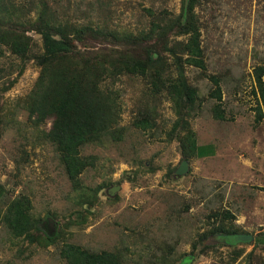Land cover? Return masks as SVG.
<instances>
[{
	"label": "rangeland",
	"instance_id": "obj_1",
	"mask_svg": "<svg viewBox=\"0 0 264 264\" xmlns=\"http://www.w3.org/2000/svg\"><path fill=\"white\" fill-rule=\"evenodd\" d=\"M27 1L17 0L20 5ZM49 1L60 16L79 26L120 35L139 34L149 26L151 17L146 8L173 14L182 8V0ZM197 12L207 72L187 68L202 96L199 114L191 122L198 143L210 144L204 152L214 149L215 154L188 160L190 167L184 175L175 176L183 158L179 141L168 136L177 118L169 99L157 101L158 126L154 130L142 131L131 124L147 88L140 76L125 75L114 84L122 93L125 139L108 145L89 144L83 149V154L97 156L95 166L81 176L84 190L93 193L105 186L93 204H80V194L74 190L54 145L42 138L51 122L38 129L32 127L23 108L6 113L0 138L4 200L20 193L29 195L35 216L47 218L57 232L67 229L60 246L67 241L92 251L117 250L130 264H149L164 255L169 264H248L247 254L255 241L235 243L246 251L229 263L230 246L218 236L202 239L200 234L209 227L208 215L217 209H230L236 215L234 222L248 233L258 236L264 231V120L255 124L252 92L254 67L264 62V0H199ZM27 31L40 49V34ZM85 42L94 48L118 46L114 40L90 35L85 36ZM0 69V103L12 110L32 90L39 68L32 55L21 59L3 47ZM208 73L223 79L230 120L213 115L216 100L209 96L212 83ZM8 78L17 81L4 91ZM110 181L113 185H107ZM117 185L121 187L111 197L108 190ZM193 244H197L196 249ZM210 244L214 245L207 249ZM259 261H264V250L257 248L254 264ZM0 264L67 263L59 256L58 247L44 249L16 238L0 222Z\"/></svg>",
	"mask_w": 264,
	"mask_h": 264
},
{
	"label": "trees",
	"instance_id": "obj_2",
	"mask_svg": "<svg viewBox=\"0 0 264 264\" xmlns=\"http://www.w3.org/2000/svg\"><path fill=\"white\" fill-rule=\"evenodd\" d=\"M28 1L20 5L17 0H0V54L5 47L21 59L32 55L39 68L32 90L21 98L17 107L5 109L0 103V138L8 111L14 113L15 109L23 108L32 127L38 129L51 122V127L44 129L41 136L54 145L74 190L80 194V204L97 202L99 189L105 187L93 193L84 190L81 176L86 169L95 166L97 156L83 154V149L89 144L120 143L127 133V127L121 124L122 93L114 86L122 76H140L146 81L145 97L134 111L132 126L142 131L154 130L158 126L157 101L166 97L177 116L168 136L179 141L182 158L190 160L215 154L214 149L204 152L203 148L210 144L198 143L191 122L199 114L202 96L199 86L190 80L187 68L207 72L202 23L197 12L199 0H182L178 14L156 13L146 8L151 17L149 26L139 34L124 35L79 26L60 16L49 0ZM29 29L40 34V49L28 34ZM86 35L114 40L118 46H87ZM22 73L23 69L19 75ZM206 75L212 83L209 96L216 100L212 107L214 117L230 120L224 103L222 77ZM253 77L254 119L255 124L260 125L264 120V62L254 67ZM7 80L4 91L17 81L16 78ZM172 172L174 170L170 174ZM113 183L110 181L107 185ZM5 197L0 184V222L16 238L44 249L58 247L59 256L67 264H130L117 250L92 251L67 241L60 246L67 229L57 232L47 218L35 216L33 199L29 195L20 193L9 201H5ZM207 219L209 227L200 234L202 239L248 233L234 222L236 215L230 209L213 210ZM254 241V248L247 254L248 264H254L257 248L264 250V231L255 236ZM193 245L196 249L197 244ZM213 245H207V249ZM226 245L231 248L229 263L237 261L246 251L234 243ZM167 262L168 256L164 255L149 264H169ZM257 264H264V261Z\"/></svg>",
	"mask_w": 264,
	"mask_h": 264
},
{
	"label": "water",
	"instance_id": "obj_3",
	"mask_svg": "<svg viewBox=\"0 0 264 264\" xmlns=\"http://www.w3.org/2000/svg\"><path fill=\"white\" fill-rule=\"evenodd\" d=\"M190 167V163L187 159H183L178 166V168L175 170V176L179 177L180 175H184L188 172ZM121 185H117L114 187H111L108 190V194L113 197L115 196L118 189H120ZM219 237V235H217ZM222 239L225 243H238V242H245V243H252L255 240V236L252 233H243V234H237V235H230L229 237H219ZM192 257H190V260Z\"/></svg>",
	"mask_w": 264,
	"mask_h": 264
},
{
	"label": "crops",
	"instance_id": "obj_4",
	"mask_svg": "<svg viewBox=\"0 0 264 264\" xmlns=\"http://www.w3.org/2000/svg\"><path fill=\"white\" fill-rule=\"evenodd\" d=\"M209 156H211V155H209Z\"/></svg>",
	"mask_w": 264,
	"mask_h": 264
}]
</instances>
